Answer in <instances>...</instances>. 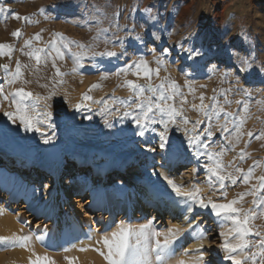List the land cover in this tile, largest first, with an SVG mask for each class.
Returning <instances> with one entry per match:
<instances>
[{"label":"rangeland","instance_id":"obj_1","mask_svg":"<svg viewBox=\"0 0 264 264\" xmlns=\"http://www.w3.org/2000/svg\"><path fill=\"white\" fill-rule=\"evenodd\" d=\"M0 5L9 9L8 12L0 14V44H10L14 48L10 58L8 55H0V66L5 64L9 66L7 71L0 67V85L4 88V94H11L16 89L23 88L33 93L34 97H41L37 108L44 111L46 105L50 106L47 110L52 111L54 124L51 128L47 123L40 124V132L25 130L19 121L13 123L4 115L6 111H15V105L11 103L13 97L9 95V100H4L0 95V154L6 152L11 155L15 152L14 149L18 148L26 155L24 153L34 149L37 155L43 158L50 144H59L65 157L64 174L60 185L65 186L75 176L86 177L84 173L89 170L88 167L81 166L77 171L79 165H76L72 153L75 149L87 151L89 147H96L95 152L102 149L104 152L117 153V157L128 156L132 160H140L144 177L152 182L156 181L159 173L163 171L158 166L163 156L168 151L180 149L184 151V157L179 162L180 172L185 166L189 167L187 170L192 167L194 170L192 173L182 175L184 178L180 175L177 181L186 189H191L193 186H202L209 180L210 173L205 166L213 163L206 154L195 155L194 152L197 150L187 144L188 136L196 134L191 131L195 122L201 120L203 123L196 125L200 141L209 145L207 151L223 152L220 157L223 164L228 166L231 163L230 167H226V172L239 176L240 174L235 171L236 167L243 169L245 173L249 167H254V178L249 184L243 183L242 179L235 185L226 181L225 189L220 190L219 183L212 178L209 181L210 186L201 189V195L205 200L211 198L214 202L226 203L237 198L238 194L248 191L257 183L255 178L264 175V138H253L249 142L246 135L248 131L255 134L264 132V77L255 72L245 74L238 71V58L249 53L258 63H264V0H0ZM93 6L99 7L104 15L96 13ZM147 6H152L151 16L143 12ZM12 13H18L21 17L28 16L31 22L18 20ZM17 29L22 33L19 38L12 36V32ZM36 33H40L41 40L33 39L34 48H44L56 33L62 34L65 40L58 41V47L64 58H57L56 53L49 48L48 51H52L51 57L42 59L37 66L33 58L24 54L31 51V48L24 47L25 41L34 38ZM152 33L158 35L160 39H155ZM137 36L141 39L137 40ZM120 41H123V46ZM65 44L68 46L65 47ZM81 44L85 47H79ZM180 44L185 48L198 49L201 55L188 59L187 54L181 51ZM165 48L169 50V54L163 55L165 64L159 66V77L153 75L151 83L158 85L164 77L170 76L179 85L180 91L187 98V103L181 106L179 96L175 101H168L169 104L174 103L177 109L182 107V115L176 117V123H169L168 147L161 150L157 134L163 131L164 125L160 121L167 119V116L155 112L154 118L157 122L150 125L144 137L137 134L139 129L133 117L140 111L136 108L139 100L124 86V81L134 80L140 84H147L149 81L133 75L134 68L126 74L121 69H125L127 65L140 58L147 60L150 67L155 69L158 67L156 57L162 56V50ZM107 51L116 52L117 55L114 57L99 55ZM53 58L56 67H53ZM17 61L21 63L23 75L16 83L10 85L8 80L11 79V73L15 72ZM56 68H59L62 75H56ZM237 76L240 77L239 84L236 81ZM186 81L191 82L194 92L189 91ZM160 91L158 90L155 96L146 91L144 96H152L156 100ZM50 94H53L51 98L45 100L44 98ZM85 94L92 99L83 101L86 107L77 110L75 105L82 102ZM201 94L205 97L203 100L205 105H218L207 109L211 116L210 121L198 110ZM237 100L242 101V104L238 105ZM25 103L32 106L36 101L29 99ZM192 105H196L197 109H193ZM219 107L235 115L226 119L224 113L219 112ZM125 112L131 114L125 116ZM185 117L189 121L187 124L183 122ZM241 118H244L242 125ZM225 123L229 132H224L219 127ZM209 125L211 137L204 133V129ZM237 127L245 133L239 142L235 140ZM184 129L189 130L187 135ZM49 136L51 141L44 143L45 138ZM147 147H155L156 151H148ZM242 150L248 154L244 159H240ZM17 154L15 156H18ZM5 168L12 174L23 170L17 166L9 167L7 162H0V169ZM135 168L138 172L139 165L129 168L126 173L119 174V171H116L111 174L114 176L104 182L109 187H115V184L121 187L130 186L129 172ZM176 172L170 173L173 175ZM23 177L32 185L36 184L38 177L40 179V176L33 173V169L24 170ZM51 179L44 175L40 183H50ZM92 179L97 181L99 177L92 175ZM221 191L227 193L226 199L221 197ZM88 194L86 191L72 196L75 206L79 207L80 196L87 198ZM252 200V196H246L238 206L252 208ZM0 201L10 210H15L14 216L22 222L18 233H6L0 228V236H32L26 248L0 244V264H13V260L20 258L17 254L22 249H31L41 257L48 256L55 264L67 262L64 258L70 257L68 252L58 249V243L54 241L59 232V222H52L43 216H31L27 209L23 208V199L13 201L7 192L0 191ZM84 209H88L86 227L91 226L93 245L97 246L102 245L97 242L101 241L103 236H110L111 232L116 231L122 224L138 229L151 223L153 229L162 233L167 231L161 227L162 224L170 228L167 215L159 218L160 223L157 225L152 217L140 222L135 216L133 219L125 218L122 211H115L114 216H109V213L101 214L88 205L81 208L82 211ZM59 211L69 212L71 208L62 205ZM19 214L22 216L17 217ZM195 216L196 221L200 217H206L202 210ZM215 218L211 214L210 217L199 221L205 228L211 230L206 233L209 237L208 243H205V238L201 245L204 262L209 260L208 264H230L224 260L225 253L221 249L226 237L220 235L221 228L222 232L227 233L229 225L225 224L220 228L221 225ZM25 219L27 220L24 221ZM252 227L253 231H258L261 236H252L250 240L264 238V211H260L258 218L252 222ZM36 236H43V240L35 239ZM160 239L163 240V236ZM134 240L135 237L133 242ZM151 243L154 244V240ZM175 245L171 257L174 256V252L179 256L183 251L178 252L179 245L177 243ZM251 251L257 252L259 248L253 247ZM73 256L79 262L75 252ZM259 259L258 257L257 261ZM17 264H30V261ZM151 264H157L154 252ZM248 264L252 262L249 261Z\"/></svg>","mask_w":264,"mask_h":264},{"label":"snow or ice","instance_id":"obj_2","mask_svg":"<svg viewBox=\"0 0 264 264\" xmlns=\"http://www.w3.org/2000/svg\"><path fill=\"white\" fill-rule=\"evenodd\" d=\"M96 13H100L104 15L102 10L99 7L93 6ZM139 10V9H137ZM9 9L0 5V14H4L8 12ZM153 9L152 6H147L143 9V12L148 16H151ZM12 15L16 19H23L27 22H31L28 16L21 17L18 13H12ZM155 19V17H152ZM37 23L39 21H36ZM99 22V20H97ZM101 31H106L105 29H101ZM21 30L17 29L12 32L13 37L19 38L21 35ZM155 39H160L158 35L152 33ZM58 38V39H57ZM33 39L36 41L41 40L40 33H36L34 38L26 40L24 43L25 48H31V51L25 52L24 54L33 58L37 64L40 65L42 59H47L51 57L52 51L56 53V57L59 59H63V52L58 47V41L65 40V37L56 33L55 37L48 42V45L44 48H34ZM137 40L141 39L139 36L136 37ZM75 43V41H72ZM121 46H123V41H120ZM65 47L68 45L65 44ZM79 47L83 48L84 45H79ZM182 52L187 54L188 59H192L198 55H201L198 49L188 47L185 48L183 44L179 45ZM52 51H48V49ZM14 51V48L10 44H0V55H8L11 57V53ZM23 52L24 49L22 48ZM42 54H44L42 56ZM169 50L167 48L162 50V56L156 57L157 68L153 69L150 67L149 62L143 58L139 60L133 61L131 64L127 65L125 69H121L125 74L131 70L135 69L133 75L137 78H145L149 81L147 84H140L134 80H125L124 86L129 88L132 93L136 96L138 103H136V108L139 109V113L133 117L135 124L137 125L138 135L140 137H144L146 131L149 129L150 125L156 123V119L154 118V113L159 112L161 116H167V119H162L160 122L163 123L164 128L163 131H160L157 135L159 137V148L161 150L166 149L168 147V125L169 123H176V117L182 115V107L181 109H177L175 104H169L168 101H175L176 97L179 96L181 98V106L184 103H187V98L184 97L183 93L180 91V87L175 80H172L170 76L164 77L158 85H153L151 83L152 76L155 75L159 77L160 74V65L165 64V60L163 59V55H168ZM99 55H107L109 57H114L117 55L116 52L107 51L105 53H100ZM5 71L8 70V65H2ZM26 67V66H25ZM53 67L55 65V58H53ZM215 67V66H214ZM21 63L20 61L16 62L15 72L11 73V79L8 80V83L14 84L17 80L21 78L23 75L21 71ZM75 71V69H73ZM238 71L245 74H251L253 72L259 74L261 77H264V63H258L254 56L249 53L246 56H240L238 58ZM228 73H225L227 75ZM56 75L60 76L62 73L59 68H56ZM106 78V77H105ZM236 81L239 84L240 77H236ZM62 83V81H60ZM186 85L189 87L190 92H194V89L191 87V82L186 81ZM93 87H98V85H93ZM160 91V94L156 98L153 99L152 96H144V93L147 91L152 93L153 96L156 95L157 91ZM243 90V89H242ZM165 93H168L165 95ZM54 94V93H53ZM45 97L44 99H50L51 95ZM0 95L3 96L4 100H9V95L13 97L11 103L15 105V111L12 112H4V115L8 117L13 123L19 121L21 125L27 131H37L40 132L41 129L39 127L42 123H47L48 127H54L52 123L53 113L52 111L47 110L48 105L44 111H39L37 105L41 97H34L33 93L25 91L23 88H18L14 93L4 94V88L0 85ZM19 97V99H16ZM29 99H35L36 104L29 106L25 103V101ZM92 97L85 94L82 97V102L75 105L77 110H80L83 107H86V104L83 101L91 100ZM205 97L203 94L200 96L201 104L199 105V111L203 112L204 115L211 120V116H209L207 109L209 107H218V105H205L203 100ZM215 101V97L212 98ZM230 103V102H229ZM236 103L238 105L242 104V101L237 100ZM193 109H197L196 105H192ZM219 112H223L225 118L232 117L235 114L232 112H226L224 108L219 107ZM33 113H35L33 115ZM131 113L125 112L124 115L128 116ZM218 114V113H217ZM185 124L189 123L188 119L185 117ZM203 123L201 120H197L193 129L191 130L195 135L188 136L187 144L190 148L197 150L194 152L195 155L199 156L201 154H206L210 161H213L211 165H206L210 176L209 181L212 178L219 183L220 190L225 189L226 181H230L232 185H235L238 180L242 179L243 183L249 184L250 181L254 178V167H249L247 173L244 172L243 169L236 167L235 171L239 173V176H234L231 172H226V167H230L231 163L228 166H225L220 159L222 157L223 152L212 153L207 151L209 145L207 143H201L200 141V133L196 132V125ZM244 123V118L240 119V124ZM111 126V125H109ZM219 127L224 132H229V128L227 124H221ZM153 131H155L153 129ZM186 135L188 133V129H184ZM204 133L208 136H212L211 125L208 128L204 129ZM242 135H245L241 131L239 127L236 129V142H239ZM246 135L249 137V142L251 139H261L264 138V132H260L259 134H255L252 131H248ZM51 141V137H46L44 143H49ZM231 143V141H230ZM203 149L204 151H199ZM148 151H156L155 147H147ZM248 155L246 152H243L240 156V159H244V157ZM167 184L171 187L172 191L175 193L177 197H181L184 199V202L188 204L187 211L192 212L194 210L193 205L198 206L201 209H210L211 213L217 218L218 223L221 226L225 224L229 225L227 233L221 232L220 235L222 237H226L224 242L221 245L222 251L225 253L224 260L229 261L230 264H248L249 261L252 264H264V238L258 239L257 241H252L249 238L252 236L260 237L261 234L258 231H253L252 222L258 218L260 215V211H264V175L256 177V184H253L251 188L244 192L238 194L237 198L227 201L226 203H217L214 202L211 198L205 200V198L201 195V189L198 187H193L192 189H186L183 185L176 184L173 180L168 179ZM252 196V204L253 207L249 209H245L239 207L238 205L243 201L246 196ZM221 197L226 199L227 193L221 191ZM190 202V203H189ZM199 228V225H196L193 231ZM180 232L179 228L173 227L167 229L166 232L162 233L156 231L152 228L151 223L140 226L138 229H134L128 225H121L116 231L111 232L110 236L105 235L102 237L101 241L97 243H102L104 247L107 249V252H100L103 258L107 261V264H151L152 253H155V261L157 264H165V261L171 258L173 252V246L177 239V234ZM163 236V240L160 237ZM133 237L135 240L133 242ZM198 238L203 240L206 238V233L201 230L198 232ZM35 239L43 240V236H36ZM32 240L31 235H22L17 236L13 235L11 237L0 236V244H5L9 246H20L27 247L29 242ZM154 240V244L151 241ZM253 247L259 248V251L252 252L251 249ZM68 249H65L67 251ZM80 251H86V249H80ZM99 251V249H97ZM196 251L200 252V249H196ZM184 255H188L187 250ZM260 258L257 261V258ZM68 264H74V261L77 258L74 257H65ZM198 261H202L204 259L203 252H200ZM30 264H55V261L51 260L48 256L41 257L40 255H36V258L33 260L30 258ZM176 264H188V261L184 259H180L176 261Z\"/></svg>","mask_w":264,"mask_h":264},{"label":"bare ground","instance_id":"obj_3","mask_svg":"<svg viewBox=\"0 0 264 264\" xmlns=\"http://www.w3.org/2000/svg\"><path fill=\"white\" fill-rule=\"evenodd\" d=\"M14 151L11 155L6 152L1 153L0 162H7L9 167L17 166L18 169L21 168L23 170L20 173L12 174L8 168L0 169V191L7 192L13 201L23 199V208H26L31 216H43L45 219H51L52 222H59V232L56 231L58 233L54 241L58 243V249H68L67 252L70 257L75 258L73 256L74 252L77 254L79 262L75 260L74 264H107V261L100 254V252L106 253L107 249L103 244V246L93 245L94 240L91 226L86 227L88 225V214H86L88 209L81 210L85 205H88L93 210L99 211L101 214L107 212L109 216H114L113 213L115 211H122L125 218L130 217L133 219L135 216L140 222L152 217L157 225L160 223L159 218L167 215L170 228L176 227L180 229V232L177 234L176 243L180 248L178 252L183 251L182 253L180 252V257L174 252V256L166 260L165 264H176V261L180 259L188 261V264H208L210 262L209 260L204 262L205 257L202 261H198L197 259L200 252H202L201 245L204 240L198 238V232L203 230L205 233H209L211 231L208 227L205 228V225H202L199 221L211 216L210 209H201L193 205L194 210L188 212L186 210L188 204L184 202L183 198L175 195L165 179L167 177L176 184L182 185L177 179H180L185 173H192L194 167L187 170L189 167L186 166L182 167V171L180 172L179 162L184 157V151L180 149L168 151L163 156L161 163L158 164L163 171L159 173L157 180L152 182L144 177L140 160H132L128 156L118 155L117 157V153L115 154L113 151L104 152L102 149L95 152L96 147H89L87 151L84 149H75L72 150V153L75 157L76 165H79L77 171L81 166L88 167L89 170L87 173H84L86 177L75 176L65 186L60 185L62 175L64 174L65 157L63 149L59 144H50L43 158L39 157L37 151L34 149L24 153L26 155L22 154L21 149L18 150L16 148ZM15 154L18 156H15ZM137 165H139L138 172L136 168L135 170L131 169L129 172V176L131 177L129 179L131 182L130 186L121 187L115 184V187H109L104 182V180H108L111 176H114L111 175L114 172L119 171V174L126 173L129 168ZM32 169L33 173L40 176V179L44 175L52 178L50 183H40L39 177L36 179L37 182L35 185L27 182L23 177L24 170L31 171ZM133 170L134 173H132ZM171 171L177 172L172 175L170 173ZM92 175L98 176L99 179L94 181ZM31 177L32 175H30ZM105 177L107 178L105 179ZM181 178L184 177L182 176ZM209 186L210 183L207 180L202 186L196 187L206 189ZM86 191L89 193L88 197L84 198L83 195L80 196V205L76 207L73 202L74 195ZM62 205H67V207L71 208V211L60 213L59 208ZM200 210L205 212L206 217H200L196 221L195 215ZM14 213H16L15 210H10L0 201V228L6 233H18L20 231L22 222L14 216L16 215ZM21 216L22 214H19L17 217ZM196 225H199V228L194 232L193 229ZM161 227L164 230L168 229V225L162 224ZM220 231L222 232L223 229L221 228ZM47 235L49 236L50 234ZM49 238L51 239V237ZM208 239L209 237L206 236V244L208 243ZM82 248L86 249V251H80ZM196 249H200V252L196 251ZM186 250L188 255H184ZM17 255H20V258L13 260V264L22 263L26 260L30 261V258L34 260L37 254L31 249H22L18 251ZM64 264H68V261Z\"/></svg>","mask_w":264,"mask_h":264}]
</instances>
